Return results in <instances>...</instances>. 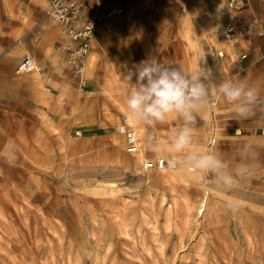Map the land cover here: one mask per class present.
<instances>
[{
	"label": "rangeland",
	"instance_id": "374dc122",
	"mask_svg": "<svg viewBox=\"0 0 264 264\" xmlns=\"http://www.w3.org/2000/svg\"><path fill=\"white\" fill-rule=\"evenodd\" d=\"M86 1L101 10L95 0ZM128 1V22L118 7L96 25L86 58L89 65H102L95 88L62 79L45 84L39 122L27 133L10 132L0 119V264H264V138L252 154L261 167L248 170L231 189L222 176L187 163L175 170L147 169L142 159L125 153L117 132L119 116L128 111L124 74L150 57L167 66L157 32L171 17L162 5L181 0ZM178 17L188 31L189 20ZM238 55L222 31L215 60L191 57L179 67L205 72L219 85L245 72L246 61L239 63ZM88 66L82 79L92 83ZM15 68L14 77H42L40 71L16 74ZM225 101L211 99L200 110L193 150L224 158L218 150L224 127L215 114ZM128 122L145 161L168 158L150 138L165 141L181 123L177 117L153 127ZM227 164L234 173V164ZM202 199L205 207L199 208Z\"/></svg>",
	"mask_w": 264,
	"mask_h": 264
},
{
	"label": "crops",
	"instance_id": "0c3cea01",
	"mask_svg": "<svg viewBox=\"0 0 264 264\" xmlns=\"http://www.w3.org/2000/svg\"><path fill=\"white\" fill-rule=\"evenodd\" d=\"M123 1L120 4L110 3L109 0L94 2L100 11L121 7L123 11L120 19L128 22V14L132 8L127 6L131 2L122 4ZM48 6V0H0V119L9 124L10 132L17 135L27 133L38 124L42 112L37 107L42 108L40 100L45 84L50 82L52 86L59 85L62 79L63 82H74L80 86L78 78L66 66L58 28L47 17ZM162 6L171 17L164 31L157 32L158 40L165 42L161 56L167 66L184 65L191 57L207 56L215 60L223 26L236 25L240 20V15L228 8L226 0H181L178 5L163 3ZM245 13L256 15L264 23V0H248ZM180 15L189 20L188 31L180 26ZM157 16L159 14L155 18ZM260 51L264 52V47ZM260 51L248 52L245 60L247 67L238 81L243 80L257 89L259 98H264V56H259ZM25 56H30L40 66L38 74L41 78L29 74L13 76V69ZM88 65L89 57L86 61V66ZM88 69L94 76L93 82L86 79L84 86L92 89L95 88V76L102 74V65L97 61L89 65ZM224 104L219 113L215 114L222 121L225 132L220 134L222 137L218 143L219 152L224 154L223 160L233 163L236 168L243 166L247 171L259 169L261 166L252 155L247 158L241 156V149L247 144L252 147V154L259 153L255 149L258 144L256 142L264 136L249 132L250 129H256L257 132L264 130V107L255 109V114L248 119H239L233 105L227 101ZM126 115L129 120V111ZM138 133L141 135L142 131ZM263 153L262 150L261 154ZM133 157L142 159V164H146L141 145L140 153Z\"/></svg>",
	"mask_w": 264,
	"mask_h": 264
},
{
	"label": "clouds",
	"instance_id": "9594fccd",
	"mask_svg": "<svg viewBox=\"0 0 264 264\" xmlns=\"http://www.w3.org/2000/svg\"><path fill=\"white\" fill-rule=\"evenodd\" d=\"M124 81L130 90L125 103L134 122L153 127L166 123L170 115L181 121L165 141L150 138L154 150L169 154L166 159L169 169L175 170L187 163L201 172L222 176L228 189L238 186L246 178L245 167H238L234 173L228 172L229 165L219 155L197 152L192 146L198 114L211 99L226 100L233 105L237 118L248 119L255 114L256 107L264 103L257 89L235 79L215 85L210 83L205 72L189 73L183 67L165 66L154 57L127 69ZM250 155L252 147L245 144L241 156L247 158ZM228 206L236 210L235 205Z\"/></svg>",
	"mask_w": 264,
	"mask_h": 264
},
{
	"label": "built area",
	"instance_id": "2783aa9c",
	"mask_svg": "<svg viewBox=\"0 0 264 264\" xmlns=\"http://www.w3.org/2000/svg\"><path fill=\"white\" fill-rule=\"evenodd\" d=\"M226 2L231 11L240 15V20L236 25L223 26V39L233 50H239L237 61L243 63L249 51H260L264 47V23H261L256 15L245 13L248 0H226ZM48 5L47 17L58 28L68 69L79 79L80 85H85L82 76L87 55L95 39L96 25L103 15L118 11V7L110 11H98L86 0H48ZM259 56L263 57L264 52L260 51ZM36 70H40V66L30 56H25L15 72L21 74ZM260 100L264 101V98ZM263 107L264 103L258 105L256 109ZM117 132L123 138L125 153L133 155L139 151V139L125 115L119 116ZM251 133L256 135L258 132L252 129ZM259 133L264 134V130H260ZM213 140L214 143L211 144H215V138ZM144 167L156 170L168 168L163 158L147 159Z\"/></svg>",
	"mask_w": 264,
	"mask_h": 264
},
{
	"label": "bare ground",
	"instance_id": "6f19581e",
	"mask_svg": "<svg viewBox=\"0 0 264 264\" xmlns=\"http://www.w3.org/2000/svg\"><path fill=\"white\" fill-rule=\"evenodd\" d=\"M226 4H227V2H226ZM221 56V55H220ZM85 66H86V63H85ZM40 70H36V72H39ZM127 118V117H126ZM127 120H128V118H127ZM128 121H131V122H133V120L129 117V120ZM130 124V123H129ZM133 129V128H132ZM134 130V129H133ZM214 143V140L212 139L211 140V143ZM213 145V144H212ZM140 153V149H139V151L137 152V153H135V154H133V155H131V156H136V155H138ZM129 155V154H128ZM168 168H163L162 170H167ZM203 200V199H202ZM205 207V200H203V201H201V203H200V207L199 208H204Z\"/></svg>",
	"mask_w": 264,
	"mask_h": 264
}]
</instances>
